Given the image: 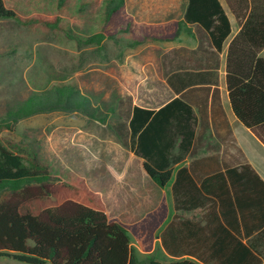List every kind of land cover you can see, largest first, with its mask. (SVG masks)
I'll return each mask as SVG.
<instances>
[{
	"label": "trees",
	"instance_id": "16d2710c",
	"mask_svg": "<svg viewBox=\"0 0 264 264\" xmlns=\"http://www.w3.org/2000/svg\"><path fill=\"white\" fill-rule=\"evenodd\" d=\"M239 27L226 52V87L238 120L264 142V0H225ZM124 0H0V19H11L29 34L49 39L78 53L88 47L119 42L131 32ZM192 24L199 47L191 52L192 69L218 63L231 34L219 0H187L183 23L154 28L168 39ZM145 34L130 46L153 42ZM204 42L214 51L204 48ZM204 59V60H203ZM189 60V61H190ZM197 77L200 74L186 73ZM190 76L192 79L193 77ZM45 98L29 99L9 122L53 110L85 109L76 81H57ZM117 134L144 159L143 169L161 188L172 180L174 209L200 211L174 215L159 233L166 261L140 258L129 231L109 221L98 193L72 174L54 176L26 146L3 133L0 123V258L25 264H264V181L250 165L201 178L192 168L173 166L170 154L181 134L183 117L192 113L180 98L157 110L124 103ZM177 118V119H176ZM179 124H174V120ZM174 176V179H173Z\"/></svg>",
	"mask_w": 264,
	"mask_h": 264
},
{
	"label": "rangeland",
	"instance_id": "374dc122",
	"mask_svg": "<svg viewBox=\"0 0 264 264\" xmlns=\"http://www.w3.org/2000/svg\"><path fill=\"white\" fill-rule=\"evenodd\" d=\"M131 1L136 0H128V4ZM155 1L153 9L158 7L160 11L168 2ZM182 3L183 0L175 3L177 13ZM140 25L139 37L154 35L149 27L155 24ZM129 37L123 39L129 42ZM148 43L138 44L128 52L134 53V63L147 67L133 69L120 79L119 68L125 63L123 44L106 41L102 47H88L76 53L29 34L11 19H0V123L11 121L29 99L47 97L52 83L74 79L79 95L85 98L84 111L58 109L22 117L9 122L3 136L26 146L52 175L82 178L86 186L99 193L106 213L108 207L109 221L120 223L129 231L140 258L152 256L166 261L158 237L168 220L167 203L163 201L159 211L152 210L154 196L143 191V185H133V179L119 175L126 138H121L117 129L124 123L119 116L124 103L131 101L153 108L166 100L164 88L154 78L152 61L160 58L166 62L167 54L157 55L152 46L161 45L157 40L152 45ZM0 264L25 263L0 258Z\"/></svg>",
	"mask_w": 264,
	"mask_h": 264
},
{
	"label": "crops",
	"instance_id": "0c3cea01",
	"mask_svg": "<svg viewBox=\"0 0 264 264\" xmlns=\"http://www.w3.org/2000/svg\"><path fill=\"white\" fill-rule=\"evenodd\" d=\"M167 1V4L164 6L165 8L160 11L158 7L153 9L152 3H155V0H136L131 1L132 3L130 4H128V0H124L123 14L130 18L131 32L119 35V43L123 44L125 55V63L121 64L119 68L120 73H122L120 79L125 77L124 73L133 71V69L147 67L144 64H140V62H133L134 59L131 56H134V53L128 55L129 50L135 47L130 46L132 40L140 38V35H137L139 29L141 30L142 28L140 24H155L149 27L153 33L154 28L160 25L184 22L187 0H183V6L178 13L174 9L175 3L178 4V0ZM219 2L231 23V34L219 53L217 65L211 61L208 66L205 65L192 69L193 67L191 66L194 64L195 58L190 60L189 57L191 52L195 51L200 45L199 37L195 33V28L192 24L182 25L178 33L168 39L160 38V35L157 33L151 34L155 36L154 38L161 45H154L155 43L153 44V42L155 40L149 42L150 44L148 43V45L153 44L152 46L156 47L158 51L157 55L160 57L167 54L166 62L160 58L159 60L157 58L155 62L152 61L155 73L154 78L164 88L166 100L153 108L131 101L130 103L140 108L157 110L173 99L180 98L191 108L192 113L188 117L185 115L182 122L183 132L186 135L183 149L179 145L182 141L181 134L176 133L175 129L172 130L174 134L178 135L176 145L170 150V154L178 158L177 164L173 166L175 169L182 166L192 168L194 176L201 178L202 181L205 177L213 175L218 171L223 172L225 169L238 167L246 163L264 181V142L238 120L232 111L229 101L225 81L226 52L230 40L236 35L239 27L234 14L228 9L225 0H219ZM124 36H130V41L128 42L123 39ZM203 46L209 51H214L212 47H208L206 42H204ZM259 56L264 59V50ZM186 73H193V75L200 74L197 76L200 77V80L195 79L190 74L193 77L191 79L190 76H186ZM120 85L125 86V83H120ZM176 119L173 123L179 124V120ZM120 137H124L126 140L123 142L125 158L121 159V171L119 175L126 179H133V185L141 187L143 185L145 187L142 188L143 191L145 190L149 195L154 196L156 203L152 204V210L159 211L161 203L163 201L166 202L167 222L176 214L182 215L185 218L200 215L199 210L192 212L175 211L171 194L173 180L163 188L158 186L145 173L143 169L144 159L136 156L129 149L127 136ZM87 187L91 191L98 193L88 185ZM103 205L105 207L104 202ZM117 208H120V206H117ZM108 212L107 207V217ZM158 240L160 244V239Z\"/></svg>",
	"mask_w": 264,
	"mask_h": 264
}]
</instances>
